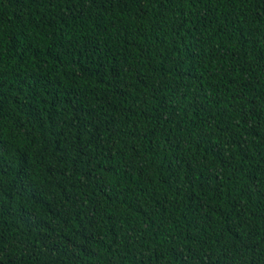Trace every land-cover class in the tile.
<instances>
[{
	"label": "trees",
	"instance_id": "trees-1",
	"mask_svg": "<svg viewBox=\"0 0 264 264\" xmlns=\"http://www.w3.org/2000/svg\"><path fill=\"white\" fill-rule=\"evenodd\" d=\"M0 264H264V0H0Z\"/></svg>",
	"mask_w": 264,
	"mask_h": 264
}]
</instances>
